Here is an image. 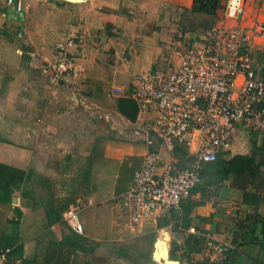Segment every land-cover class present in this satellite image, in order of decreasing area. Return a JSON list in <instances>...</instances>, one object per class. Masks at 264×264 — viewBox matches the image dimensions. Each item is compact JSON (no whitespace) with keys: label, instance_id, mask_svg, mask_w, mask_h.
Here are the masks:
<instances>
[{"label":"crops","instance_id":"1","mask_svg":"<svg viewBox=\"0 0 264 264\" xmlns=\"http://www.w3.org/2000/svg\"><path fill=\"white\" fill-rule=\"evenodd\" d=\"M193 1L186 0L187 12L204 19L196 22L198 27L212 28L221 9L216 14L191 12ZM23 4L31 22L46 27L49 40L43 44L73 41L66 50L75 59L76 69L70 77L76 85H71L72 89L79 88L97 99L104 118L99 134L95 131L97 120L90 123L94 137L80 150L69 149L62 131L32 145L18 143L0 131V246L11 250L16 264H88L94 260L130 264L96 253L78 254L76 248L65 244L72 230L63 222L64 212L79 207L85 225L83 236L92 240L136 237L121 228L122 206L117 201L130 188L143 156L148 150L156 151L164 164L187 168L196 160L198 139L191 146H170L152 132L154 143L148 144L127 123L133 115L121 98H126L123 94L131 81L130 66H112L105 60L110 48L120 49L125 44L114 37L113 28L130 26L135 31L138 27L140 0H24ZM245 7L242 24L264 21V0H245ZM11 9L20 13L13 6ZM27 27L28 33L32 25ZM29 34L34 35V30ZM138 41L141 61L132 66L136 72L147 66L150 69V59L177 63L180 50L188 44L178 41L174 55L158 46L156 37ZM257 51L255 60L264 70V50ZM230 139L215 161L204 163L200 182L182 201L181 213L169 217L158 210L157 217L137 235L152 233L154 243L150 253L134 264H168L167 260L210 264L208 241L225 245V264H264V121L237 127ZM66 148L69 151H64ZM45 155L51 157V166L40 171L38 163ZM181 224L194 227L195 232H179Z\"/></svg>","mask_w":264,"mask_h":264},{"label":"built area","instance_id":"2","mask_svg":"<svg viewBox=\"0 0 264 264\" xmlns=\"http://www.w3.org/2000/svg\"><path fill=\"white\" fill-rule=\"evenodd\" d=\"M229 2L212 28L180 50L177 63H156L131 75L127 92L137 107V133L148 144L154 143L152 132L157 133L170 146H191L197 137L198 151L187 168L164 164L159 152H146L130 188L117 201L122 206L119 224L129 236L141 234L158 210L169 217L181 213L182 201L200 182L204 163L219 157L237 127L264 121V70L255 60L257 50H264V21L242 24L245 0L234 15L229 14ZM6 3L25 10L23 0ZM72 44L60 45L56 74L75 72V59L66 51ZM63 222L74 233H85L79 207H69ZM178 230L195 232L183 224ZM206 250L210 264H223L227 258L220 243L208 241ZM10 251L0 246V264H16Z\"/></svg>","mask_w":264,"mask_h":264},{"label":"rangeland","instance_id":"3","mask_svg":"<svg viewBox=\"0 0 264 264\" xmlns=\"http://www.w3.org/2000/svg\"><path fill=\"white\" fill-rule=\"evenodd\" d=\"M185 2L186 0H140L136 14L139 23L136 32L130 26L128 29L113 28L114 37H120L125 44L120 49L110 48L105 62L112 66H130L129 74L132 72V77L136 73L134 63L141 61L138 57V39L152 36L156 37L157 45L164 51L169 49L176 55L179 50L178 41L190 43L196 34L199 35L208 28L198 27L196 22H205L204 19L188 13ZM6 4L5 0H0V131L18 143L29 145L47 140L48 135L63 132L64 142L68 143L69 149H84L89 138L94 137L90 123L97 120V134L102 129L100 121L104 117L100 110L103 108L88 92L79 88L72 89L71 85H76L70 77L72 72L56 74L54 68L59 57V47L65 42L43 44V41L49 40L45 33L46 27L41 26V23L31 22L27 9L17 13L11 9L12 6ZM28 25H32L28 31L34 30V35L25 31ZM155 61L162 63L166 60L150 59L149 64L154 66ZM147 67L143 70L148 69ZM124 93L126 98H121V102L130 107L129 115H133L128 116L127 123L136 131L134 101L127 96V92ZM38 103L41 105L38 106ZM66 150L69 151L67 148L64 151ZM46 157L48 155L43 156L38 163L40 171L51 166V157Z\"/></svg>","mask_w":264,"mask_h":264},{"label":"trees","instance_id":"4","mask_svg":"<svg viewBox=\"0 0 264 264\" xmlns=\"http://www.w3.org/2000/svg\"><path fill=\"white\" fill-rule=\"evenodd\" d=\"M223 7V0H194L191 12L216 14ZM185 222H188L187 218H185ZM64 243L76 248L78 254L96 253L107 256L109 259H124L128 263L134 264L150 253L154 240L153 234L148 233L124 241H96L72 231L71 236H68ZM88 264L105 263L100 260H94L88 262ZM223 264H225V261Z\"/></svg>","mask_w":264,"mask_h":264},{"label":"clouds","instance_id":"5","mask_svg":"<svg viewBox=\"0 0 264 264\" xmlns=\"http://www.w3.org/2000/svg\"><path fill=\"white\" fill-rule=\"evenodd\" d=\"M241 4H242V0H230V2H229V14L234 15L237 11H239Z\"/></svg>","mask_w":264,"mask_h":264},{"label":"water","instance_id":"6","mask_svg":"<svg viewBox=\"0 0 264 264\" xmlns=\"http://www.w3.org/2000/svg\"><path fill=\"white\" fill-rule=\"evenodd\" d=\"M167 263H168V264H174L175 261H174V260H167Z\"/></svg>","mask_w":264,"mask_h":264}]
</instances>
